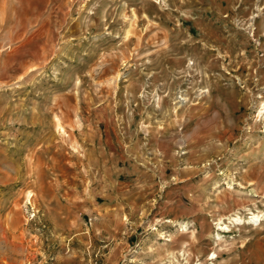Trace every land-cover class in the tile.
<instances>
[{
	"label": "rangeland",
	"instance_id": "rangeland-1",
	"mask_svg": "<svg viewBox=\"0 0 264 264\" xmlns=\"http://www.w3.org/2000/svg\"><path fill=\"white\" fill-rule=\"evenodd\" d=\"M0 264H264V0H0Z\"/></svg>",
	"mask_w": 264,
	"mask_h": 264
},
{
	"label": "bare ground",
	"instance_id": "bare-ground-1",
	"mask_svg": "<svg viewBox=\"0 0 264 264\" xmlns=\"http://www.w3.org/2000/svg\"><path fill=\"white\" fill-rule=\"evenodd\" d=\"M234 221L237 222L239 225H240V224H243V220H242L241 218H236ZM259 221H261L260 217H259V216H254V217H252L251 219H249L248 223H257V222H259ZM246 223H247V222H246ZM226 228H227V227H224V228L221 227L222 230H223V229L226 230Z\"/></svg>",
	"mask_w": 264,
	"mask_h": 264
}]
</instances>
